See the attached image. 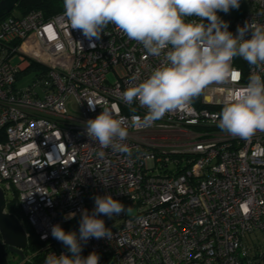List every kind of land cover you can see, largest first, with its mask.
<instances>
[{
    "label": "built area",
    "instance_id": "1",
    "mask_svg": "<svg viewBox=\"0 0 264 264\" xmlns=\"http://www.w3.org/2000/svg\"><path fill=\"white\" fill-rule=\"evenodd\" d=\"M244 1L247 10L229 26L234 35L246 22L264 25V0ZM105 32L88 40L70 28L64 9L50 18L32 10L0 19V187L16 197L20 221L38 239L25 259L44 264L50 253L69 254L51 227L79 236L82 210L91 214L94 197L111 194L131 212L101 215L112 238L81 241L83 257L95 252L99 264H264V130L244 139L217 126L222 107L257 70L237 57L232 76L149 122L145 108L120 97L163 57L148 55L114 25ZM32 65L36 76L20 85ZM71 99L79 116L69 113ZM104 106L125 118L130 157L87 136V120Z\"/></svg>",
    "mask_w": 264,
    "mask_h": 264
},
{
    "label": "clouds",
    "instance_id": "2",
    "mask_svg": "<svg viewBox=\"0 0 264 264\" xmlns=\"http://www.w3.org/2000/svg\"><path fill=\"white\" fill-rule=\"evenodd\" d=\"M239 7L240 0H63L70 28L80 30L88 40L107 35L105 29L111 24L140 43L148 55L163 57L148 78L127 87L120 97L128 106L138 103L145 108L144 119L149 122L182 108L210 83L232 76L235 58L246 61L257 71L249 77L246 88L222 107L217 126L231 136L247 139L264 130V76L260 75L264 72V25L246 22L234 35L218 12L227 14ZM89 105L95 111L97 105ZM84 127L101 148L132 155L124 143L129 135L125 118L114 116L110 107L104 106ZM94 204L91 214L86 209L81 212L79 236L59 224L51 227L52 237L69 254L50 253L44 264H99L95 252L81 256V241L111 239V229L99 217L129 213L131 208L125 209L111 194L95 196ZM74 217L75 213H69L66 218Z\"/></svg>",
    "mask_w": 264,
    "mask_h": 264
},
{
    "label": "water",
    "instance_id": "3",
    "mask_svg": "<svg viewBox=\"0 0 264 264\" xmlns=\"http://www.w3.org/2000/svg\"><path fill=\"white\" fill-rule=\"evenodd\" d=\"M19 0H0V19L12 13ZM7 197L0 187V234L3 244L8 251L17 254L22 259L28 247V236L20 219L12 212L7 211Z\"/></svg>",
    "mask_w": 264,
    "mask_h": 264
},
{
    "label": "trees",
    "instance_id": "4",
    "mask_svg": "<svg viewBox=\"0 0 264 264\" xmlns=\"http://www.w3.org/2000/svg\"><path fill=\"white\" fill-rule=\"evenodd\" d=\"M16 8L19 12L18 14H16V16L25 15L32 10H41L44 13L45 17L50 18L63 10V0H19ZM229 31L231 30L229 29ZM32 67L35 66L32 65ZM15 203L16 197H14L13 200H8L7 208H9L10 212L14 213L20 220H22V213L20 212L19 208L15 206ZM23 222L25 225L28 224L26 220H24ZM28 226L30 227L29 224ZM28 232H30V237L28 239V247L25 251V256H27L28 254L32 255L33 251L36 250V248L39 246L38 239H35L34 237V231L30 228V231L28 230ZM30 251L31 253H29ZM9 254L10 252L8 251L7 246L3 244L2 236L0 234V264H2V262L4 263V261L7 264H13L12 259L8 257ZM19 258L20 260H22L21 264H30L25 259V257L24 259H22V257L19 256ZM36 260L38 259L36 258Z\"/></svg>",
    "mask_w": 264,
    "mask_h": 264
},
{
    "label": "rangeland",
    "instance_id": "5",
    "mask_svg": "<svg viewBox=\"0 0 264 264\" xmlns=\"http://www.w3.org/2000/svg\"><path fill=\"white\" fill-rule=\"evenodd\" d=\"M245 9H246V3L243 0H240L239 9H231L227 14L224 13V12H218V15L220 16V18L222 20H224V21H226L228 23V27H229L230 23L232 21V18H234V17L238 16L239 14L245 12ZM18 13L19 12H18L17 8H15L12 11V13L9 14V15L15 16ZM14 59H15L14 62L18 61L17 57H15ZM36 71H37L36 68L31 67L30 69H27L26 71L21 72L20 80H19L20 85H23V86L29 85L32 82V80L34 79V77L36 76ZM109 79L114 80L113 74H109ZM68 110H69L70 114L79 116V114H78V104H77V102L75 100H73V99L70 100V104L68 105ZM7 199L8 200H13L12 193H8L7 194ZM7 211L10 212L9 208H7ZM23 224H24V222H23ZM24 227H25V230L27 232H28V230L30 231L31 227H29L28 224L27 225L24 224ZM31 230H33V229L31 228ZM28 233H30V232H28ZM34 237L36 239V235H34ZM14 255H17V254H13V253L9 254L10 259H12V261H13L12 263L13 264H21L22 260H20L19 255H17V256H14Z\"/></svg>",
    "mask_w": 264,
    "mask_h": 264
},
{
    "label": "crops",
    "instance_id": "6",
    "mask_svg": "<svg viewBox=\"0 0 264 264\" xmlns=\"http://www.w3.org/2000/svg\"><path fill=\"white\" fill-rule=\"evenodd\" d=\"M244 1V0H243ZM245 2V1H244ZM246 3V2H245ZM247 8H248V4L246 3V9H245V11L247 10ZM8 257H9V255H8ZM2 264H7L5 261H4V263L2 262Z\"/></svg>",
    "mask_w": 264,
    "mask_h": 264
},
{
    "label": "snow or ice",
    "instance_id": "7",
    "mask_svg": "<svg viewBox=\"0 0 264 264\" xmlns=\"http://www.w3.org/2000/svg\"><path fill=\"white\" fill-rule=\"evenodd\" d=\"M233 78L235 79V75H233Z\"/></svg>",
    "mask_w": 264,
    "mask_h": 264
},
{
    "label": "flooded vegetation",
    "instance_id": "8",
    "mask_svg": "<svg viewBox=\"0 0 264 264\" xmlns=\"http://www.w3.org/2000/svg\"><path fill=\"white\" fill-rule=\"evenodd\" d=\"M26 251V250H25Z\"/></svg>",
    "mask_w": 264,
    "mask_h": 264
}]
</instances>
